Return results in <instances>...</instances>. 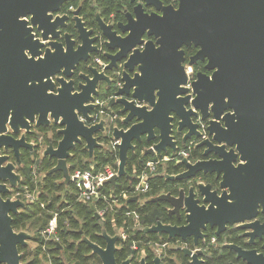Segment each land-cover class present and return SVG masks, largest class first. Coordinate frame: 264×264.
<instances>
[{"label": "water", "instance_id": "water-1", "mask_svg": "<svg viewBox=\"0 0 264 264\" xmlns=\"http://www.w3.org/2000/svg\"><path fill=\"white\" fill-rule=\"evenodd\" d=\"M67 1L0 0V149L10 148L19 164L20 148L33 147L25 137L32 124L56 125L42 155L56 160L48 174L60 172L67 185V159L75 145L84 144L89 158L94 148L102 147L97 134L104 132V120L94 122L100 112L98 88L104 82L107 89L111 81L88 64L90 56L102 47L108 61L104 70L121 68L122 82L107 105L119 108L121 115L119 125L111 128V137L118 143L117 172L110 183L128 177V152L135 150L136 143H148L142 155H178L172 135L174 116L177 131L188 129L183 142L192 135L200 137L192 131L196 128L189 119V114H196L193 110L203 118L211 116L206 128L211 142L203 141L198 147L204 146L202 157L213 154L216 158L191 163L182 157L185 169L164 178L181 181L198 173L214 174L221 192L200 182L189 187L187 194L180 190L177 196L162 193L150 197L148 202L167 203L168 215H179L183 209L185 223L177 226L157 221L140 231L165 235L168 240L185 241L192 236L195 245L203 236L201 229L207 226L216 227L218 234L226 224L240 223L253 231L251 235L264 233V225L254 219L259 207L264 211V0H177L176 7L161 0H129L132 11L124 13V21L107 23L96 13V30L85 27L78 10L71 18L58 15ZM145 7L154 10L145 12ZM23 14L34 17L32 27L40 32L39 38L25 35L20 27ZM69 21L74 33L66 31ZM183 46L197 48L187 66L205 61L204 69L212 72H195L189 79L194 86L180 90L176 62L179 59L185 65ZM24 52H38L46 60L33 67L24 62ZM81 62L88 73H77ZM26 82L32 87H26ZM188 104L190 108L185 110ZM6 125L13 134L20 129L25 133L15 138L6 133ZM53 136L57 137L54 143ZM20 180L14 163L0 155V264H23L19 247L31 238L30 233L15 231L11 225L12 215L26 203L4 197ZM100 236L104 247L84 236L81 240L100 264H118L119 235H110L102 228ZM224 246L233 248L247 264H264V256L255 250ZM182 251L190 257V264H200L196 257L200 251ZM130 260L119 264H129ZM139 264H144L143 258ZM154 264H159L158 257Z\"/></svg>", "mask_w": 264, "mask_h": 264}, {"label": "trees", "instance_id": "trees-1", "mask_svg": "<svg viewBox=\"0 0 264 264\" xmlns=\"http://www.w3.org/2000/svg\"><path fill=\"white\" fill-rule=\"evenodd\" d=\"M114 0H96L97 5L89 7L87 3L81 4V13L84 14L86 9H95L100 11V15L109 16L112 11L106 9L102 10V6L112 7ZM124 1V0H123ZM122 2V0H118ZM70 3L76 5L78 0H71ZM99 4V5H98ZM122 5H120L121 7ZM90 12L85 13V20L90 18ZM121 18V17H119ZM92 24V22H89ZM56 140V136H53ZM104 144L109 141L108 137H103L101 140ZM148 143H136L135 150L128 152L126 175L128 177L118 178L114 183H106V189H112L113 194L119 196L122 191H130V187L136 183V179L132 173L133 167L139 172L144 162L149 159H154L155 156L142 155L141 151L143 147ZM88 155L84 150L82 144L75 145L71 150V156L67 159L68 171L72 172L75 169H87L90 165H93L96 170L108 165L113 169H117V149L108 147L95 148L93 151L92 161L87 160ZM55 160L53 158H42L38 162L36 172H42L40 180L33 178L32 167L27 162L20 168L21 180L18 184V188L27 187L29 191H39V201L43 203L44 208H41L38 204H25L24 208L19 209L17 214L12 215V228L15 231H26L31 234L30 240L36 243L34 250L37 254V258L32 259L26 264H39L40 260L49 261L50 264H100V261L96 254L91 252V249L81 239L86 237L93 243L104 247V240L100 236L101 229L113 235L115 227H130L131 220L128 217H124L121 213L125 209L135 210L139 214L140 227H148L155 224L157 221L162 223H168L173 221L165 210V204L145 201L143 207H139L136 201L128 200L125 202V206L116 209V212H109L104 220L98 219L92 208L89 205L81 204L76 199V194L72 184L65 185L62 180L60 172L47 174V171L53 167ZM29 166V167H28ZM28 167V168H27ZM181 169V165H173L171 162L165 164L164 167H159L158 173L154 175L150 180V190L147 191L142 198L148 199L150 197L160 194L162 191L168 189V180L164 179L163 173L172 174L177 173ZM16 188V189H18ZM56 214L57 229L56 234L59 238L58 242L43 241L39 232L45 227L47 221ZM31 220V221H30ZM33 220V222H32ZM125 221V225L123 222ZM29 224V225H28ZM34 224V225H33ZM29 229V230H28ZM127 239L125 241H119L117 243V249L115 252V259L117 263L123 261L128 257L132 250L130 249L132 243H135L139 248L144 241H170L165 235L158 238L156 234H143L140 230L127 231ZM19 252L22 254V259L28 255V245L19 247ZM149 249H146L145 254L148 256ZM39 256V257H38ZM150 256V255H149ZM131 264H137L133 255Z\"/></svg>", "mask_w": 264, "mask_h": 264}, {"label": "flooded vegetation", "instance_id": "flooded-vegetation-1", "mask_svg": "<svg viewBox=\"0 0 264 264\" xmlns=\"http://www.w3.org/2000/svg\"><path fill=\"white\" fill-rule=\"evenodd\" d=\"M70 1L71 0L64 3L58 15H69L71 18L72 13L78 10V16L81 17L85 27L88 29L92 28L93 30H96L95 14L98 13L100 15V11L95 10L94 8L91 10L86 9L85 13H88V12L91 13L90 18H88V21H86L85 13L84 14L81 13V7H80L82 3H87L89 7H92V5L96 6L97 5L96 0L94 1L93 0H78V3L76 5H73L72 3H70ZM161 1L163 4H166V5L172 4L174 7H176V4H177V0H161ZM120 5L122 6L120 7ZM102 7H103L102 10L104 11H106V9H110V11H112L109 16H103L102 14L100 15V17L103 20H105L107 23L124 21V13L132 11V4L129 3V0H124V1L122 0V2H118V0H114L112 3V7L110 6H106V7L102 6ZM153 10L154 9L152 7L144 8L145 12H150ZM89 22H92V24H90ZM72 25H73V22L69 21L66 31L74 33V30L71 28ZM32 33L34 34L36 38H39L40 32L34 26L32 27ZM182 50L184 51L185 65L187 66L189 57L194 56V54L197 51V48L194 46H189V47L183 46ZM104 52L105 50L102 47H100V51L98 53H95L90 56L88 64H91L92 67H96L98 71H103L106 75L109 76V79L111 81V84L107 89H106L104 82H101L99 85L98 91L100 92L101 97L99 98L98 103H99L100 112L94 121V122H98L99 119L104 120V132H99L97 136H98L99 143H101L102 147L106 149L110 146L112 147V142L114 140L111 137V129H109V126L110 128H112L113 125H119V119L121 117L119 113V108L115 106L112 108H108L107 105L110 100L112 92L116 88H119L122 85V82L120 80L121 68H118L113 71L104 70V67L108 64L107 59L103 56ZM205 63H206L205 61L204 62L197 61L192 66L193 74L190 77V79L193 78L194 73L197 71H201L206 75L211 74L212 72L211 70L204 69ZM77 73H88V71L85 68L84 63L81 62L78 65ZM104 91H107V93L103 94ZM189 108H190L189 104L185 105V110H188ZM193 111L196 114H191V115L189 114L190 122L196 125V128L192 129V131H196L200 133V137H196L195 135H192L191 137L187 138L183 142V139L185 135L187 134L188 129L182 128L180 132L177 131V118L174 116L172 120V125H173L172 135L178 146V155H171V154H163L162 156L155 155L154 159L161 158L163 156L173 157L172 160L166 161L162 163L161 165H159L157 168V171L159 167H164L166 163L171 162L173 165H181V169L177 173H172L168 175H176L182 172L185 169L183 164L180 163L182 157H185L191 163L196 160H200V159L216 158V156L213 154H209L207 157H202L204 146L202 148L198 147V144L202 143L203 141L204 143L211 142V136L208 134L206 130L208 126V121L211 119V116L203 118L201 113L195 110ZM6 126H7L6 133L12 135L15 138H19L21 134L25 133L23 129H20L18 134H13L9 126L8 125ZM57 128L58 127L53 124H50L48 127L47 126L35 127L34 124H32V126L30 127V132L25 133V137H26V141L33 144V147L31 149L20 148L19 150L20 151V156H19L20 163L19 164L16 162V157L14 156L10 148L7 151L1 148L0 155L8 156V161L14 163L15 167L19 165H25V163L27 162H29L30 164H36V163L38 164V162H40L42 158L51 159L53 157L48 158L46 156L43 157L42 155L47 144L45 143L41 145L38 142L40 141V139H44V140L47 139V137L45 136L48 133H53ZM103 137L109 138V141L107 144H104L101 141ZM51 141L54 143L55 139L53 138ZM213 144H216V143L213 142ZM82 145L84 148V144ZM226 148L228 149L229 147L226 146ZM85 151L87 152V150ZM141 154H142V151H141ZM87 155H88V152H87ZM92 157H93V153H92ZM92 157L89 158L88 156L87 160L91 162ZM55 163H56V160H55ZM32 170H35V169L32 168ZM48 171H47V174H48ZM16 172H17V169H16ZM18 174L20 175V173ZM165 174L166 173L162 174L163 177ZM218 181L219 180L216 179L214 174L202 175L201 173H198L195 177H192L187 180H181V181L168 180V189L166 191H162L160 194L170 193L173 196H177L180 190H183L185 194H187L189 187H195L196 184L200 182L204 184L209 183L212 190H216L218 191V193H220L221 189L218 188ZM19 183L20 182H18V184ZM150 184H151V180H149L148 191L150 190ZM17 186L13 188L8 195H5L4 197H10L14 191L19 190L20 188H18ZM196 198L199 199L198 203L201 205L202 203L201 198L198 195L196 196ZM145 201H147V199L142 198L136 204H138V206L142 208ZM163 204L166 205L165 210L167 213V210L170 208V206L167 203H163ZM184 214L185 213L183 212V209H180L179 215H174V214L169 215L170 217L173 218V221H170L167 224L177 225V226L183 225L185 223ZM254 219L257 220L259 224L264 225V211L261 212L260 207L258 208V214L256 215ZM138 220H139V214H138ZM142 228L144 227H140L138 228V230ZM252 232L253 231L251 229L240 227V223L226 224L225 229L219 232L218 234H216V227L210 228L207 226L205 229H201V233L203 236L201 238L196 239V245L194 244L195 240L192 236L187 237L185 241H181L179 239L170 240L166 242L156 241L155 243L152 241H144L142 242V245L139 248L136 247L135 243H132L130 247L132 252L124 260L126 259L132 260V257L134 255L135 261H137V264H139V261L142 258L144 259V264H154V259L156 257H158L159 259V264H190L191 263L190 257L184 256L183 251H182V248H187L191 250L192 252L200 251V254H196L197 259L201 261L200 264H247L244 260L237 257V253L234 251L233 248H229L224 245H233L235 247L240 248V250L242 251L255 250L257 253H260L264 256V247H263L264 246V233L259 232L258 234L251 235L250 233ZM146 249L150 250V253L148 254V256L145 254ZM141 251H143V255H140L139 252ZM131 260L129 264H131Z\"/></svg>", "mask_w": 264, "mask_h": 264}, {"label": "built area", "instance_id": "built-area-1", "mask_svg": "<svg viewBox=\"0 0 264 264\" xmlns=\"http://www.w3.org/2000/svg\"><path fill=\"white\" fill-rule=\"evenodd\" d=\"M190 67V66H187ZM192 68V67H190ZM188 78L193 74V69L191 73L186 70ZM109 129L110 126H109ZM118 141L113 140L112 149H116V144ZM173 157L163 156L157 159H149L144 162L140 171L138 172L135 167L132 169V173L136 179V183L130 187V191H122L119 196L113 194L112 189H106V183L116 175L117 169H113L111 166H104L101 169L96 170L93 165H90L87 169H75L69 172V183L72 184L76 199L81 204H87L92 208L94 215L100 219L104 220L109 212H116L122 206H125V202L136 198V202L142 199L143 195L149 189V180L157 173V168L162 163L172 160ZM33 178H36V173L32 170ZM39 191L36 187L33 191H29L27 187H22L16 190L12 194V199H19L24 201L26 204H38L41 208H44L42 202L39 201ZM124 217H128L131 220L130 227L122 226L119 228L115 227L114 222H112L115 229V234H118L121 241L127 239V231L136 230L140 228L138 213L135 210L125 209L123 213ZM125 225V221L123 222ZM57 220L56 214L47 221L45 227L39 232L43 241H53L58 242L59 238L56 234Z\"/></svg>", "mask_w": 264, "mask_h": 264}, {"label": "snow or ice", "instance_id": "snow-or-ice-1", "mask_svg": "<svg viewBox=\"0 0 264 264\" xmlns=\"http://www.w3.org/2000/svg\"><path fill=\"white\" fill-rule=\"evenodd\" d=\"M27 21H30V23L26 24L25 22ZM32 23H34V17H29L27 14H23L22 20L20 22V27L22 29H25V35L29 38L32 35H34L32 32L29 31V29L32 27ZM34 47L39 48V45H34ZM23 55L24 57H26L24 62L33 67H38L40 64H43L46 60V58L44 56H40L38 52H33L32 55H28L27 52H24ZM176 64H177V70L179 72L178 79L176 80L177 88L180 90H183L185 87H193L194 85L189 83L190 78L185 77V69L187 70L188 73H191L192 68L187 67L186 65H181V62L179 59L177 60ZM143 72H144V69L141 68V73ZM37 82H39V78H37ZM26 87L31 88L32 87L31 83L26 82ZM176 98L180 99L181 97L177 96ZM225 103H227V101H225Z\"/></svg>", "mask_w": 264, "mask_h": 264}, {"label": "rangeland", "instance_id": "rangeland-1", "mask_svg": "<svg viewBox=\"0 0 264 264\" xmlns=\"http://www.w3.org/2000/svg\"><path fill=\"white\" fill-rule=\"evenodd\" d=\"M94 1V0H93ZM46 135V134H45ZM50 133H48L45 137H50ZM37 141H39V140H37ZM38 143H40L41 145H43V144H47V139H40V141L38 142ZM116 164H117V162H116ZM23 165H19V166H17L16 167V169H17V172L18 173H20V168L22 167ZM30 167H32V168H34L35 170V173H36V180H40L41 179V177H42V172H39V173H37L36 172V170H37V168L39 169V167H38V164L36 163V164H30L29 165ZM28 166V167H29ZM27 167V168H28ZM10 199H12V195L9 197ZM31 221V220H30ZM32 222H33V220H32ZM29 225V224H28ZM34 225V224H33ZM29 230V229H28ZM30 233L32 234V232L30 231ZM27 245H28V255H26L22 260H21V262L23 263V264H26V263H29L32 259H35V258H37V254H36V252H35V250H34V247H35V245H36V243L35 242H33L32 240H28V243H27ZM137 247V246H136ZM140 253V255H143V251H141V252H139ZM39 257V256H38ZM39 264H50V262L49 261H46V260H40V262H39Z\"/></svg>", "mask_w": 264, "mask_h": 264}]
</instances>
